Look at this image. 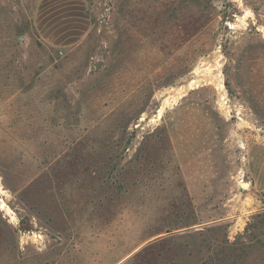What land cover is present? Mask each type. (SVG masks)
Here are the masks:
<instances>
[{"label":"rangeland","instance_id":"rangeland-1","mask_svg":"<svg viewBox=\"0 0 264 264\" xmlns=\"http://www.w3.org/2000/svg\"><path fill=\"white\" fill-rule=\"evenodd\" d=\"M0 264H264V0H0Z\"/></svg>","mask_w":264,"mask_h":264},{"label":"crops","instance_id":"crops-1","mask_svg":"<svg viewBox=\"0 0 264 264\" xmlns=\"http://www.w3.org/2000/svg\"><path fill=\"white\" fill-rule=\"evenodd\" d=\"M53 30L48 31V33H52L51 35L53 36V39L56 42H68L69 40H73V38L71 36L73 32L59 31L58 29H53Z\"/></svg>","mask_w":264,"mask_h":264},{"label":"bare ground","instance_id":"bare-ground-1","mask_svg":"<svg viewBox=\"0 0 264 264\" xmlns=\"http://www.w3.org/2000/svg\"><path fill=\"white\" fill-rule=\"evenodd\" d=\"M240 184H241V186H242L243 188L247 187V185H248V183H245V182H240Z\"/></svg>","mask_w":264,"mask_h":264}]
</instances>
